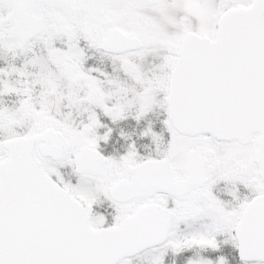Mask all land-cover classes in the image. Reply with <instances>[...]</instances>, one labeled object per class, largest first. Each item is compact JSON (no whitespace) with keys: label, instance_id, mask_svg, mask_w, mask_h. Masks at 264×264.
I'll list each match as a JSON object with an SVG mask.
<instances>
[{"label":"snow or ice","instance_id":"snow-or-ice-1","mask_svg":"<svg viewBox=\"0 0 264 264\" xmlns=\"http://www.w3.org/2000/svg\"><path fill=\"white\" fill-rule=\"evenodd\" d=\"M0 264H264V0H0Z\"/></svg>","mask_w":264,"mask_h":264}]
</instances>
